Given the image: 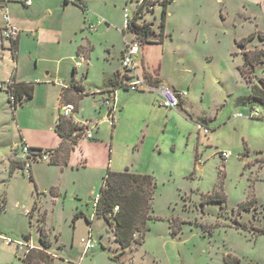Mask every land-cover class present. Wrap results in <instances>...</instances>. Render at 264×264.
Returning a JSON list of instances; mask_svg holds the SVG:
<instances>
[{
  "label": "rangeland",
  "instance_id": "rangeland-1",
  "mask_svg": "<svg viewBox=\"0 0 264 264\" xmlns=\"http://www.w3.org/2000/svg\"><path fill=\"white\" fill-rule=\"evenodd\" d=\"M86 3L87 13L74 6L66 8L70 23L77 15L81 21L84 16L98 17L107 22L102 27L113 28L122 23L124 10L132 9L134 4L131 0H86ZM167 5L168 27L176 36L175 45L189 47L193 42L190 31L200 32L197 47L208 52L212 61L199 56L197 70L200 82L209 85L213 95L220 86L215 80V68L220 70L225 65L230 72L224 77L225 86L232 95L245 91L247 98L252 94V83L259 85L258 80L264 83V61L256 63L253 74H247L250 80L245 83L236 72V66L243 62V50L252 57L260 50L264 52V0H171ZM146 16L151 18L149 13ZM85 31L84 28L81 33ZM116 35L112 33L114 38ZM3 41L9 45L8 40ZM228 43L236 55H225ZM232 95L228 97L230 102L211 107L212 123L205 135L198 132L195 122L188 120L185 121L188 124L180 127L174 121L166 128L161 127L159 147L156 144L116 147L121 158L135 159V166L151 171L156 182L151 200L152 218L147 222L143 240L125 248L114 240L106 220L93 214L89 197L99 191L103 179L96 169L80 165L78 169L68 167L61 172L60 167L48 162L34 164V170L43 176L47 187L52 182L59 184L55 201L49 188L45 191L43 185L37 194L30 178L19 167L13 174L10 172L9 157L16 149L13 145L12 150L10 141L16 139V134L6 127L10 118L4 117L3 110L0 204L4 196L8 200L0 206V264H20L23 247L17 242L22 236H30L32 242L39 243V222L34 217L30 222L21 212L30 208L33 194L37 203L48 209L45 232L57 254L52 263L45 264H76L82 256V264H264L261 232L264 229V118L247 116L251 108L259 109L264 116V109L254 101L235 107ZM256 95L264 97L259 90ZM28 109L18 111L24 122L29 120ZM239 112L245 116H236ZM39 115L38 124L47 125L50 112L41 111ZM138 127V123L133 125V129ZM188 131L192 132L189 139ZM198 134L201 155L196 160L194 144ZM172 143L176 149L171 147ZM17 150L19 157L21 147ZM134 150L139 154L133 157ZM221 151L231 153L226 161L221 158ZM76 204L81 205L90 224L84 218L75 224L71 214ZM88 231L96 247L84 254L80 239Z\"/></svg>",
  "mask_w": 264,
  "mask_h": 264
},
{
  "label": "crops",
  "instance_id": "crops-1",
  "mask_svg": "<svg viewBox=\"0 0 264 264\" xmlns=\"http://www.w3.org/2000/svg\"><path fill=\"white\" fill-rule=\"evenodd\" d=\"M5 1L11 21L19 29L13 45L12 41H9V45L5 44L1 37L3 26L1 6ZM5 1L0 0V50L2 51L0 52V81L12 78L16 83H20V91L31 90V96L23 94L13 110L6 88L4 86L0 88V120L2 121L4 110V117L8 115L10 118L6 127L12 134H16V139L10 141L12 150L13 145L16 147L13 151L14 155L9 157V168L12 174L16 168L21 169L23 166V154L21 153L19 157L16 154L17 148L23 143L34 150L52 151L51 159L44 162L60 167L61 172L68 167L78 169L81 165L84 168L96 169L102 178L108 169L112 171L128 169L135 173L150 174L151 171L135 166V159L121 158L119 148L116 149V147L119 145L144 147L151 144L159 147L157 143L161 127L164 125L166 128L174 121L180 127L192 121L196 123V127L200 123L209 129L212 123V117L209 114L211 107L230 102L228 97H231L232 93L225 86L224 81L226 74L230 73L229 69L226 65L220 70L215 68L214 75L217 77L215 80L220 86L217 88L219 93L213 95L210 86L200 82L197 70L196 63L199 56L209 62L211 60L208 52L197 47L200 32L196 31L193 34L190 31L189 37L193 42L189 47L188 45L181 47L177 43L175 45L176 36L168 27L167 13L164 29L161 30L159 26L163 6L156 8L150 14L151 18L146 16L148 21H151L152 33L145 41H141L135 55V64L139 75L150 85L156 86L163 83L177 91L187 90L188 94L180 98L176 109L160 106L157 102L158 95L153 91H131L120 86L117 73L120 69L122 51L125 43L133 38L132 32L123 29V19L119 26L113 28L110 25L102 27L101 25L107 22L104 18L98 22V17L84 16V20L81 21L77 15L75 21L70 23L66 9L68 6H74L83 13L79 6L71 2L63 4V0H32L31 4L27 5L24 0ZM61 1L62 4L59 5ZM131 1L134 4L130 10H133L140 0ZM87 10L86 3L84 13H87ZM86 21V26L83 27ZM89 23L95 25L93 31L88 29ZM84 28L86 31L81 33ZM113 32L117 34L115 38L112 36ZM151 35H156L157 38H152ZM98 46H101V51H98ZM13 47L16 50V57L12 53ZM225 48V55L226 53L228 56L237 54V52H232L229 43ZM79 57H83V62L79 63ZM242 63L236 66V72L240 80L245 83V79L237 68ZM2 68L4 69L1 71ZM69 70L71 72L67 74ZM111 91L114 92L112 106L105 103ZM232 96L235 107L243 106L245 91L237 92ZM65 102L74 103L76 108L69 117L63 118L61 104ZM25 107L29 108V120L24 122L18 111ZM41 111H49L51 114L48 124L44 126L37 122ZM188 120L189 122L186 123L185 121ZM87 121H91V125L86 126V130L91 132L90 138L79 130V127L85 126ZM136 123L139 127L133 129ZM197 130L203 135L207 134L198 128ZM191 134L192 132L188 131L187 139ZM196 138L194 156L198 160V156L201 155L199 152L200 135L198 134ZM5 139L7 140L6 137ZM171 147L176 149L175 143H172ZM135 151H133V157L139 154ZM38 162L34 161L31 164L30 173L27 174L30 182L37 194L39 186L43 185L45 191L49 188L52 201H55V194L59 192V184L52 182L48 187L46 186L43 176L36 169L34 170L33 166ZM7 200L6 196L2 198V206ZM35 201L33 194L32 202ZM33 203L30 208L21 212L29 218L30 222L33 217L39 222V218L43 215L45 227L49 220L48 209L37 201L32 209ZM26 210H31V214H27ZM75 213L77 217L74 219ZM71 216L76 220L75 224L83 218L90 224V220L87 221L88 217L79 204L74 206ZM21 241L23 242L22 257L30 247L43 248L40 242L37 244L32 242L30 236L27 235L22 236ZM45 251L53 257L50 262L52 263L57 255L56 250H52L49 244ZM82 259L83 256L77 262L82 264ZM19 261L21 264L20 259Z\"/></svg>",
  "mask_w": 264,
  "mask_h": 264
},
{
  "label": "trees",
  "instance_id": "trees-1",
  "mask_svg": "<svg viewBox=\"0 0 264 264\" xmlns=\"http://www.w3.org/2000/svg\"><path fill=\"white\" fill-rule=\"evenodd\" d=\"M171 0L162 1V14L161 22L159 24L160 29H164V21L166 15V5ZM73 3L79 6L83 11L86 9V0H63V4ZM131 31L141 39L145 41L149 34L152 33L150 23L146 25L138 26L132 23ZM14 41H12V45ZM12 53L16 57V50L13 47ZM264 61V52L260 50L254 57L249 53L244 52L243 63L238 66L239 73L247 82L249 77L248 73L253 74L256 63ZM12 81H14L11 78ZM15 82V81H14ZM20 83L15 82V102L11 103L13 110L20 102L23 94L31 96L30 91H20ZM252 94L244 98V101H264V97L256 95V90H259L264 95V90L259 85L252 83ZM60 127V121L58 123V130ZM60 132V131H59ZM41 151L42 149H35ZM11 169V168H10ZM156 187V182L151 174L135 173L128 169L123 171H112L108 169L102 179V183L99 188L100 198L94 209V215L103 217L110 226L114 240L122 247H128L133 243L140 244L143 240V235L148 228L147 222L152 218L151 200ZM36 206V201L32 205V209ZM43 215L39 218V242L43 248L30 247L24 256L20 258L21 264H45L52 261V256L48 254L45 249L49 247L50 242L47 239L45 232ZM77 217V213L74 214V219ZM89 222V220L87 219ZM264 233V229L261 230ZM102 246V245H101ZM225 261L229 263V259L225 258Z\"/></svg>",
  "mask_w": 264,
  "mask_h": 264
},
{
  "label": "built area",
  "instance_id": "built-area-1",
  "mask_svg": "<svg viewBox=\"0 0 264 264\" xmlns=\"http://www.w3.org/2000/svg\"><path fill=\"white\" fill-rule=\"evenodd\" d=\"M5 1V0H4ZM32 0H24V3L29 5L31 4ZM162 7V0H140L136 3L133 10L125 9L123 12V29L127 31H131L132 23H135L138 26L146 25L151 23L148 21L149 19L146 18L147 13H153L156 8ZM2 9V19H3V26L1 28V37L4 40L13 41L16 36L18 35L19 29L15 26L10 18L6 1L1 6ZM102 18L98 20L101 22ZM88 29L93 30L95 25L93 23L88 24ZM151 27V26H150ZM133 38L130 42L125 43V47L122 51L121 59H120V69L117 73L118 78L120 79V86L126 87L131 91L136 90H147L153 91L158 95V104L162 107L168 109H176L179 106V101L182 96H186L188 94L187 90L177 91L174 88L160 83L156 86L150 85L147 83L145 79H143L138 71L135 64V55L139 50V46L141 43V39H139L135 33H133ZM83 62V57H79V63ZM6 88V91L9 95L10 103H14L16 98L14 95L15 90V82L11 79H7L6 81H0V88ZM114 90V89H113ZM114 92L111 91L108 93V97L105 100L107 105L112 106L114 101ZM75 105L72 102H65L61 104V116L63 118L69 117L75 111ZM236 116L243 117L245 116L241 112L236 114ZM248 117H256V118H264L262 113L259 109L251 108L250 113L247 115ZM91 125V121H87L86 125H81L79 127L80 132H84L87 138H90L91 132L90 130H86V126ZM197 128L202 130L204 133L208 132V129L204 127L202 124L198 123ZM21 151L23 154V166L21 168L23 173L29 174L31 164L34 161H49L52 156V151L50 150H41L37 151L29 147L26 143L21 145ZM231 153L229 151H221L220 156L221 158L226 161L228 157H230ZM100 198V192L98 191L94 197H92L91 204L93 211L97 205L98 199ZM27 214H31V210H26ZM94 214V212H93ZM83 243V251L84 254L88 253L89 251L93 250L96 247V241L93 239L90 232H88L87 236L81 238ZM18 246L23 245L22 241L17 242ZM76 264H80L77 262Z\"/></svg>",
  "mask_w": 264,
  "mask_h": 264
},
{
  "label": "water",
  "instance_id": "water-1",
  "mask_svg": "<svg viewBox=\"0 0 264 264\" xmlns=\"http://www.w3.org/2000/svg\"><path fill=\"white\" fill-rule=\"evenodd\" d=\"M258 84L260 85V88L264 90V83L261 80H258ZM254 102L264 109V101L260 100V101H254ZM246 104H247L246 101L242 103L243 106H245ZM89 199H91V197H89Z\"/></svg>",
  "mask_w": 264,
  "mask_h": 264
}]
</instances>
